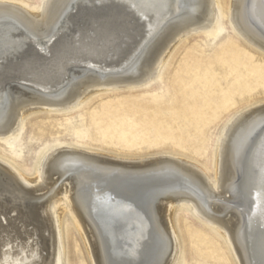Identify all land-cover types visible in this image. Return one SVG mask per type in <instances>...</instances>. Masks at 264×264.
I'll list each match as a JSON object with an SVG mask.
<instances>
[{"label":"bare ground","instance_id":"obj_1","mask_svg":"<svg viewBox=\"0 0 264 264\" xmlns=\"http://www.w3.org/2000/svg\"><path fill=\"white\" fill-rule=\"evenodd\" d=\"M225 24L264 53V0H43L39 7L0 1V136L11 138L35 109L64 108L99 89L154 77L189 33L220 34ZM241 55L231 40L211 62ZM223 77L228 89L215 102L184 97L177 106L175 120L180 124V115L197 137L187 145L197 155L206 153L204 125L240 82L233 73ZM172 83L180 90L178 78ZM251 87L234 95H250ZM208 164L167 156L117 160L66 147L47 152L31 176L0 162V264H62L66 212L92 264H176L179 204L212 228L236 264H264V103L224 125L212 179ZM210 249L197 264L223 262L216 245Z\"/></svg>","mask_w":264,"mask_h":264},{"label":"rangeland","instance_id":"obj_2","mask_svg":"<svg viewBox=\"0 0 264 264\" xmlns=\"http://www.w3.org/2000/svg\"><path fill=\"white\" fill-rule=\"evenodd\" d=\"M4 1L19 2L28 7H39L43 2ZM224 21L228 22V19ZM225 25L220 34H215L211 28L189 33L171 51L154 77H140V82L131 86L121 84L99 89L64 108L41 107L25 114L11 138L6 140L0 136V162L18 169L24 176H31L38 160L47 152L66 147L117 160L167 156L185 158L199 166L208 162L206 173L212 179L210 161L216 156L224 125L247 106L264 103V53ZM231 40L242 54L235 58L237 61L230 59L224 65L211 62L222 45ZM241 69L242 72L238 73ZM231 73L238 75L240 82L230 85L232 98L211 122L204 125L202 142L206 153L197 155L187 147L197 137L189 133L180 115V124L175 120L177 106L184 97L190 100L201 97L205 104L215 102L219 90L228 84L224 74ZM175 78H178L180 90L173 87ZM249 85H252L250 95H234L240 87ZM173 218L179 228L182 252L176 264H197L202 256L210 254L212 244L220 252L218 257L224 260L208 258V264H236L228 246L222 244L212 228L188 205H177ZM63 219L66 222L63 226L62 264H92L81 237L71 225V214L66 212ZM186 228L200 238L187 236ZM196 248L200 255H196Z\"/></svg>","mask_w":264,"mask_h":264},{"label":"water","instance_id":"obj_3","mask_svg":"<svg viewBox=\"0 0 264 264\" xmlns=\"http://www.w3.org/2000/svg\"><path fill=\"white\" fill-rule=\"evenodd\" d=\"M246 162H244V164H245ZM236 193L239 195V196H241V195H244L245 193H244V187L242 186V185H238L237 187H236ZM98 217V216H97ZM99 218V217H98ZM100 221H102L101 219H100ZM108 252L110 253L111 252V250H110V248H109V250H108Z\"/></svg>","mask_w":264,"mask_h":264}]
</instances>
